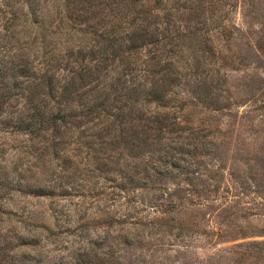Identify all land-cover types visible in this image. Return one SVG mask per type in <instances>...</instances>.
<instances>
[{
    "label": "rangeland",
    "instance_id": "1",
    "mask_svg": "<svg viewBox=\"0 0 264 264\" xmlns=\"http://www.w3.org/2000/svg\"><path fill=\"white\" fill-rule=\"evenodd\" d=\"M49 1L43 11L62 3ZM214 1L199 24L213 47V90L199 102L204 76L179 88L180 122L197 137L149 144L141 159L124 152L120 161L136 182L159 167L177 177L121 190L119 172H96L79 158L64 171L44 144L0 125L9 185L0 188V237L35 241L17 253L33 264H71L91 250L105 264H264V0ZM182 59L193 65L188 52ZM172 159L182 170L171 171ZM38 188L53 193L39 196Z\"/></svg>",
    "mask_w": 264,
    "mask_h": 264
},
{
    "label": "trees",
    "instance_id": "2",
    "mask_svg": "<svg viewBox=\"0 0 264 264\" xmlns=\"http://www.w3.org/2000/svg\"><path fill=\"white\" fill-rule=\"evenodd\" d=\"M49 2L0 0V125L44 144L41 151L62 161L64 171L79 158L96 172H119L128 185L115 186L121 190L171 178L159 167L139 172L136 182L120 161L124 152L141 159L149 144L197 137L180 122L179 88L187 77L204 76L199 102L213 90L207 70L214 65L213 47L203 41L199 24L215 1L189 6L186 0H62L43 11L41 4ZM21 17L29 21V32ZM199 36L202 42H187ZM185 51L192 66L182 59ZM173 159L171 171L182 170ZM5 177L1 172V189L9 187ZM14 239L0 237V264L37 263L16 252L35 241ZM71 264L105 263L91 250Z\"/></svg>",
    "mask_w": 264,
    "mask_h": 264
}]
</instances>
